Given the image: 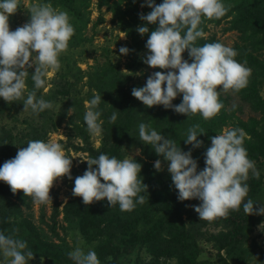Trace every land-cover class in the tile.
Segmentation results:
<instances>
[{"label": "rangeland", "instance_id": "1", "mask_svg": "<svg viewBox=\"0 0 264 264\" xmlns=\"http://www.w3.org/2000/svg\"><path fill=\"white\" fill-rule=\"evenodd\" d=\"M40 2L66 11L74 34L59 56V70H49L42 88L34 89L33 66L28 70L25 93L20 100L6 102L0 98V165L13 158L18 148L26 147L29 140H54L72 158V179L62 177L54 181L51 201L47 204L34 202L22 190L13 193L6 182L0 181V220L18 231L24 224H30L40 239L68 252L77 245L95 251L106 237L95 232L97 223L92 228L93 236L81 233L72 203L81 202L82 197L73 196L72 188L75 177L88 167L84 160L104 151L118 159L135 158L140 162V175L147 190L141 193L144 203L137 204L132 211H121L118 204L110 207L106 199L89 204L102 216V223L109 219V225L116 231L123 230L122 224L144 229L149 224L144 223L143 212L153 219L165 217L163 199L171 197L178 205L185 230L197 244L198 264H264V215H247L241 206L240 210H230L224 217L200 219L193 207L200 201L177 198L178 190L172 184L167 162L149 145L143 144L138 134V125L143 122L188 151L190 144L184 143L187 131L199 124L205 132L198 136L203 141L199 148L204 154L211 145L209 137L229 127L244 129L248 134L244 147L260 173L259 178L249 173L247 198L261 203L255 204L254 209L264 206V0H225L229 11L223 17L202 18L200 27L205 36L196 41L197 45L219 41L233 47L238 53L235 59L251 68L247 86L238 92L222 91L219 99L224 107L207 120L199 113L187 118L163 105L147 107L131 95L132 89L144 86L154 71H167L143 62L148 52L145 48L148 35L158 26L140 19L141 13L146 15L151 11L146 4L141 7L145 0H73L70 4L63 0H19L17 11L9 16L10 30L28 22L31 7ZM161 2L155 0L156 4ZM139 26H147L149 33L139 34ZM121 46L128 47V54L119 53ZM182 55L188 59L187 50ZM33 90L37 97L51 101L53 108L38 114L31 109L23 110L24 99ZM97 94L102 97L97 107L103 124L102 133L94 136L87 130L84 115L89 101ZM181 100L182 94L172 103L179 104ZM113 112L117 113L115 122L109 120ZM136 149L142 152L138 154ZM157 159L162 162L161 171L153 167ZM243 215L247 221L244 234L234 236L235 225ZM160 252L163 255L158 257ZM238 256L241 261L237 260ZM157 258L165 264H179L180 254L168 227L154 241L123 254L118 264H147ZM29 264L66 263L33 257ZM101 264L106 263L101 261Z\"/></svg>", "mask_w": 264, "mask_h": 264}, {"label": "clouds", "instance_id": "2", "mask_svg": "<svg viewBox=\"0 0 264 264\" xmlns=\"http://www.w3.org/2000/svg\"><path fill=\"white\" fill-rule=\"evenodd\" d=\"M18 4L19 0H0V98L6 102L18 101L24 96L28 70L33 66L34 89L42 88L49 70H59V56L74 34L69 14L48 2L34 4L29 21L10 30L9 16L17 11ZM145 4L151 11L146 15L141 13L140 19L158 26L148 35L145 43L148 52L143 62L167 71H154L144 86L132 89L131 95L147 107L163 105L187 118L197 113L206 120L214 117L224 107L220 93L238 92L247 86L251 75V68L235 59L238 53L233 47L219 41L196 43L205 36L200 27L202 18H221L229 11L225 0H162L159 4L145 0L141 7ZM137 31L143 35L149 33V28L139 26ZM185 50L188 59L182 55ZM128 52L127 46L119 48L120 54ZM181 94V102L173 104ZM101 99L100 95H94L84 115L87 130L94 136L102 133L103 121L97 107ZM23 106V110L31 109L38 114L52 109L53 103L37 97L33 90L27 93ZM116 119L117 113L113 112L109 120ZM138 130L139 140L167 162L172 184L178 190L177 198L200 201L193 206L200 219L224 217L241 206L247 215H264V206L254 209L255 204L261 203L247 198L249 173L256 178L260 173L255 162L248 158L244 147L248 134L244 129L229 127L209 137L211 145L204 153L205 166L199 171L197 160L192 156V149L203 145L198 136L205 132L199 124L187 131L184 143L192 145L188 151L143 122ZM26 145L0 165V181L6 182L13 193L22 190L34 202L47 204L51 201L54 181L62 177L72 179V158L54 140H29ZM136 151L139 154L142 149ZM84 161L88 167L75 177L72 195L82 197L85 205L106 199L110 207L118 204L121 211H132L137 204L144 203L141 193L147 190V185L140 175L142 164L135 158L118 159L101 153ZM153 167L161 171V160H155ZM68 255L74 264H101L91 248L77 245ZM0 257L4 258L0 264L5 261L29 264L34 253L27 241L0 231Z\"/></svg>", "mask_w": 264, "mask_h": 264}, {"label": "trees", "instance_id": "3", "mask_svg": "<svg viewBox=\"0 0 264 264\" xmlns=\"http://www.w3.org/2000/svg\"><path fill=\"white\" fill-rule=\"evenodd\" d=\"M63 1L70 4L73 0ZM190 148H192V145H190L189 149ZM102 153L105 154L106 152L102 151ZM95 155L96 158L99 153ZM192 156L197 160L199 171L205 166L204 154L200 148H195L192 149ZM163 205L167 210L165 213L166 216L163 218L153 219L147 216V214H145L146 212H143L142 215L145 219L144 223L149 224L147 227H143L144 229L138 230L132 227V225L125 224V226L122 224L121 226L124 227L123 230L116 231L114 226L109 225V219L102 223V216L92 209L90 205H85L82 201L72 203L74 212L78 217V225L81 233L90 237L91 234L93 236V234L97 232V234H104L106 237L105 241L99 244L95 249L100 261L106 264H118L119 258L123 254L130 253L137 246L154 241L166 227H168L170 237L177 246L180 254L179 264H198L196 259L198 253L197 244L191 239L184 228V223L178 212L177 203L171 197H167L163 199ZM134 222L137 223L138 219L134 220ZM246 222V217L243 215L242 220L235 225L234 236L235 233L244 234L243 230H245ZM96 223L98 224V229L93 232L92 228ZM12 226H15V224L12 223ZM0 231L5 232V234H12L19 239L27 241L28 248L33 251L34 257H48L57 262L74 264L68 255V251L60 246L40 239L36 230L30 224H24L23 228L18 231L11 228L10 223L0 220ZM161 255H163V252H160L158 257ZM155 260L156 261L147 264H165V262H158V258ZM237 260L241 261V256H238Z\"/></svg>", "mask_w": 264, "mask_h": 264}]
</instances>
